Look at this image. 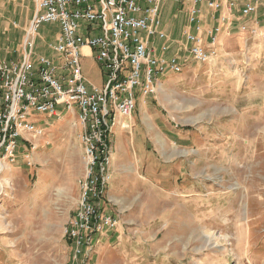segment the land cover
Masks as SVG:
<instances>
[{
	"label": "rangeland",
	"instance_id": "374dc122",
	"mask_svg": "<svg viewBox=\"0 0 264 264\" xmlns=\"http://www.w3.org/2000/svg\"><path fill=\"white\" fill-rule=\"evenodd\" d=\"M171 3L165 15L186 44L193 0ZM36 5L0 0L1 59L20 60ZM238 10L208 44L213 59L196 61L188 46L187 55L175 52L180 73L158 77L145 99L135 91L141 106L114 130L102 203L118 224L95 235L94 251L65 235L79 211L81 124L70 113L36 117L45 128L37 149L21 144L15 165L0 163V264H264V16L260 9L242 20ZM203 15L209 31L213 11ZM58 32H37L49 58ZM82 63L90 84L101 86L94 60Z\"/></svg>",
	"mask_w": 264,
	"mask_h": 264
},
{
	"label": "built area",
	"instance_id": "2783aa9c",
	"mask_svg": "<svg viewBox=\"0 0 264 264\" xmlns=\"http://www.w3.org/2000/svg\"><path fill=\"white\" fill-rule=\"evenodd\" d=\"M163 3L37 0L24 34L20 60L10 62L0 57V163L15 165L22 145L37 149L36 142L45 134L36 119L39 115L60 118L70 113L81 124L79 211L65 235L72 246L89 252L95 249V235L113 230L118 224L102 204L113 178L111 142L117 120L130 118L138 108V88L145 99L154 93L158 77L182 70L179 57L166 59L154 50L156 39L164 42L162 53L170 49L162 26ZM205 9L213 11L216 21L209 31L204 29ZM237 9L242 20L257 18L260 9L264 16V0H193L189 20L193 32L186 34V41L196 61L207 63L216 56L207 46L218 43L220 33L232 27ZM44 25L59 28L50 58L36 46L37 32ZM239 27L245 31L248 26ZM85 49L90 54L86 55ZM83 59L94 60L102 71L104 82L100 87L88 81Z\"/></svg>",
	"mask_w": 264,
	"mask_h": 264
},
{
	"label": "crops",
	"instance_id": "0c3cea01",
	"mask_svg": "<svg viewBox=\"0 0 264 264\" xmlns=\"http://www.w3.org/2000/svg\"><path fill=\"white\" fill-rule=\"evenodd\" d=\"M171 1H175V3H177L179 0H165L164 4L162 5V12H161L163 29L167 32L168 38H169V44H170L169 51L166 53H162L161 47H162L164 42L161 40H158V39L153 40V43H154L153 46H154V50H155L156 55L160 56V57H165L166 59H170L173 56H175V52H177V54H186L187 55V52H188L187 48L189 46V44L187 42H185L186 44H184L183 41L182 42L180 41L181 37H182L181 35L174 34V32L171 30L172 29L171 28L172 27L171 20H169V19L167 20V17L165 15V11H167L169 8L174 7V3L172 5ZM31 20L32 19L29 20V23ZM205 22H207V20ZM177 24H178V21H177ZM84 51H85L84 53L86 55L90 54V51L88 49H85ZM95 86H98V85H95ZM98 87H100V86H98ZM140 106H141V104H139L138 107H140ZM72 116L76 118V116H74V115H72ZM132 117H133V115L127 119L126 118H119L117 120V123L119 125V129L126 127L127 126L126 124H128L129 122L132 121ZM118 125L116 128H118ZM116 128H115V130H116Z\"/></svg>",
	"mask_w": 264,
	"mask_h": 264
},
{
	"label": "bare ground",
	"instance_id": "6f19581e",
	"mask_svg": "<svg viewBox=\"0 0 264 264\" xmlns=\"http://www.w3.org/2000/svg\"><path fill=\"white\" fill-rule=\"evenodd\" d=\"M147 123H148V125L150 126V128L153 127V124H152L149 120L147 121Z\"/></svg>",
	"mask_w": 264,
	"mask_h": 264
}]
</instances>
